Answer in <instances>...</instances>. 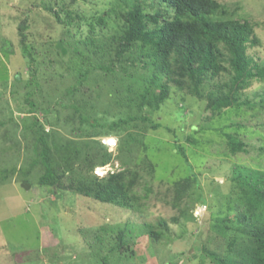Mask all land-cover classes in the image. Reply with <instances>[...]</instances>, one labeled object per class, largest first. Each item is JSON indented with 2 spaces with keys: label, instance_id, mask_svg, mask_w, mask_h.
Instances as JSON below:
<instances>
[{
  "label": "rangeland",
  "instance_id": "rangeland-1",
  "mask_svg": "<svg viewBox=\"0 0 264 264\" xmlns=\"http://www.w3.org/2000/svg\"><path fill=\"white\" fill-rule=\"evenodd\" d=\"M148 1L156 4L149 9L151 13L164 8L163 2ZM217 1L233 18L254 25L261 45L257 55L264 63V0ZM115 3L0 0V264H103L100 256H106L109 264H216L201 252L202 246L219 256L222 263L245 264L251 240L245 232L247 224L237 219L244 214L248 223H254L256 217L264 222V203L256 201L252 207V193L245 195L248 192L241 190L233 177L236 168L240 172L243 168L253 170L264 190V109L260 100L264 80L254 81L244 90L240 100L247 99L248 103L209 119L204 98L172 86L170 96L159 108L144 106L141 110L159 120L161 127L153 130L148 121L129 119L121 127L109 129L107 124L118 118L140 114L138 96H127L131 98L128 100L122 95L128 81H134L133 87L139 91L141 76L150 70L135 63L128 68L133 79L119 73V81H111L104 75L99 77L100 70L92 67L94 71L83 80L84 86L76 82L77 65L86 63L87 56L94 62L88 37L95 44L106 43L122 26V19L111 10ZM66 10L78 15L68 24L63 23ZM100 17L105 19L102 24L97 22ZM23 24L22 42L18 28ZM2 39L9 42L10 49L1 47ZM23 44L30 55L23 52ZM30 83L34 84L31 92ZM67 86L76 87L74 96H65ZM121 101L126 105L117 104ZM87 103L92 109L84 112L96 124L84 121L80 129H72L79 123L77 116L70 118L71 105L82 108ZM35 118L50 140L54 136L68 138L78 143L81 153L90 150L98 157L100 149L93 139L101 144L106 138L115 140L110 149L102 144L113 155L112 161L95 166L90 176L121 170V161L114 157L118 154L140 176L133 188L139 196L146 195L140 199L142 206L123 208L39 185L43 168L37 162L39 126L33 125ZM93 130L99 136H87ZM127 131L132 139L124 136ZM228 132L237 134L245 143V151H229ZM73 165L78 171V162ZM99 166L106 167L102 170ZM186 176L197 181L178 193L179 198L174 182ZM172 217L176 219L172 221ZM160 218L167 221L168 231L152 252L149 238L136 236L135 231L121 252H108L118 228L143 221L156 224ZM100 233L103 237L98 241L95 236ZM125 250L132 252L131 258L126 259Z\"/></svg>",
  "mask_w": 264,
  "mask_h": 264
},
{
  "label": "trees",
  "instance_id": "trees-1",
  "mask_svg": "<svg viewBox=\"0 0 264 264\" xmlns=\"http://www.w3.org/2000/svg\"><path fill=\"white\" fill-rule=\"evenodd\" d=\"M158 2H163L164 8L162 10L157 8L151 13L149 9L156 7L153 1L116 0L111 10L116 17L122 19V26L109 36L106 43L95 44L91 37L86 41L91 46L89 51L94 57V62L92 57L87 56L86 63L77 65L75 79L81 86H84L83 80L90 76L94 68L100 70L99 77L104 75L111 81H119L121 78L119 73H122L123 78L127 76L133 79V75L128 73V68L135 63H140L142 68H150L149 72L140 78L142 85L139 91H135L134 81H128L122 95L128 100L131 98L127 96H138L136 107L140 114L118 118L107 124L109 129L121 127L122 124L128 123L129 119L148 121L153 130L161 127L159 120L151 119L147 111L141 110L144 106L159 108L170 96L172 86L187 94L204 98V108L208 112L206 118L209 119L224 110L248 103L247 99L240 100L244 96V90L252 82L264 80V63L257 55L258 47L261 46L260 38L251 22L233 18L217 0H158ZM65 15L63 23L67 24L78 16L70 10H66ZM55 16L61 21L58 14ZM104 21L102 17L97 19L100 24ZM23 27L24 24L18 28L22 42L25 36L22 32ZM1 47L10 49V44L6 39H2ZM22 50L30 55L26 45L23 44ZM250 50L256 52L252 53ZM30 85L31 92L34 90V84ZM207 85H210L211 89L206 90ZM75 90L76 87L67 86L65 96H74ZM205 91V96H202ZM260 100L264 109V96H261ZM126 103L117 102L121 106ZM30 107L29 112H32L34 103ZM71 107L73 112L70 118L74 120L77 116L79 123L72 129H80V124L84 121L91 125L96 124V120L91 122L89 114L84 112L87 108L92 109V104L87 103L82 108L73 104ZM32 123L39 126L37 118ZM38 129L37 162L41 163L43 168L37 179L39 185L46 186L51 191H70L123 208L139 209L142 206L140 199L146 195L139 196L133 188L139 183L140 176L128 168L118 154L114 157L121 161L123 166L121 170L102 177L93 174L90 176L95 166L104 165L113 159V155L106 151L99 139H93L94 144L100 149L97 157L95 153L89 152L90 150L81 153L78 143L75 141L71 143L68 138L54 136V140H50L48 132L44 131L42 125ZM97 132L93 130L88 132L87 136H99ZM124 136L133 138L130 131ZM225 136L231 153L245 151V143L236 133L228 132ZM129 146L127 142L126 149ZM179 151L184 156L181 146ZM74 161L78 162V171L73 165ZM243 169L244 171L240 172L236 168L233 179L238 182L241 190L248 192L245 195L252 193L251 198L249 197L252 207L256 205V201L264 203L261 179L253 170ZM195 181H197L195 177L186 176L174 182L177 196L180 198L178 193H184L189 184ZM175 219L171 218L172 221ZM260 219L261 217L259 219L256 217L254 223H248V218L244 214L238 216L237 220L240 223L247 224L245 232L251 240V249L245 264H264V222ZM129 226L117 229L108 252H121L133 231L136 236L146 235L149 238L152 252L154 246L163 241L162 237L168 231L167 221L163 218L158 219L156 224L143 221L141 224L131 223ZM97 235L95 236L97 240H101L102 234ZM201 249V252L207 254L216 264H227L224 261L222 263V259L216 254L208 252L205 246ZM127 253L126 259L131 258L132 252ZM99 258L103 264H109L106 256Z\"/></svg>",
  "mask_w": 264,
  "mask_h": 264
},
{
  "label": "built area",
  "instance_id": "built-area-1",
  "mask_svg": "<svg viewBox=\"0 0 264 264\" xmlns=\"http://www.w3.org/2000/svg\"><path fill=\"white\" fill-rule=\"evenodd\" d=\"M103 143H106L108 145V148L110 149L111 147H113L115 145V140L111 139L109 140V138H106V140H102ZM106 166H100L99 168H105ZM99 168H96L95 172L98 173L97 169Z\"/></svg>",
  "mask_w": 264,
  "mask_h": 264
},
{
  "label": "clouds",
  "instance_id": "clouds-1",
  "mask_svg": "<svg viewBox=\"0 0 264 264\" xmlns=\"http://www.w3.org/2000/svg\"><path fill=\"white\" fill-rule=\"evenodd\" d=\"M103 143V142H102ZM107 145V144H106ZM107 147H108V145H107Z\"/></svg>",
  "mask_w": 264,
  "mask_h": 264
},
{
  "label": "bare ground",
  "instance_id": "bare-ground-1",
  "mask_svg": "<svg viewBox=\"0 0 264 264\" xmlns=\"http://www.w3.org/2000/svg\"><path fill=\"white\" fill-rule=\"evenodd\" d=\"M100 167V166H99Z\"/></svg>",
  "mask_w": 264,
  "mask_h": 264
}]
</instances>
